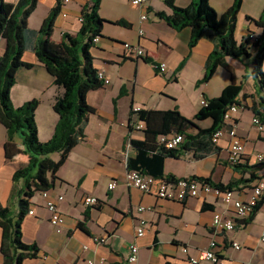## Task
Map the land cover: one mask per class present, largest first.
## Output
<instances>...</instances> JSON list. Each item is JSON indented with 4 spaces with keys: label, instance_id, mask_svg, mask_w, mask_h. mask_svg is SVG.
I'll list each match as a JSON object with an SVG mask.
<instances>
[{
    "label": "crops",
    "instance_id": "crops-1",
    "mask_svg": "<svg viewBox=\"0 0 264 264\" xmlns=\"http://www.w3.org/2000/svg\"><path fill=\"white\" fill-rule=\"evenodd\" d=\"M90 1L38 0L27 27L38 30L49 11L59 4L51 37L52 42L59 43L63 34L75 36L79 32L82 8ZM173 1L180 8L191 2ZM233 1L208 0V3L221 15ZM263 8L264 0H241L234 32L237 44L247 38L253 41L259 34V29L247 22L246 17L258 19ZM157 13L169 15L171 10L162 0H146L139 8L132 6L129 0H101L98 16L106 22L91 55L93 67L102 72L109 83L87 93L86 102L94 113L88 116L83 139L69 152L56 173L53 187L47 191V199L54 201L56 211L63 217L60 233L50 225L46 199L36 193L30 200L29 210L33 214L27 212L22 221V242L35 244L38 256L23 264H99L101 260L106 264H125L130 244L138 248L137 264H187L188 258L208 250L211 241L216 242L226 264H264V244L260 242L264 233V202L252 222L242 225L238 223L243 219L213 193L177 202L160 200L124 186L127 171L124 157L135 154L130 142L144 138L142 130L137 129L135 116L131 117V130L128 129L131 110H177L191 121L185 134L194 136L211 124L209 120L192 121L194 115L205 99L218 97L230 83V75L218 67L206 82L198 84L205 74L206 59L214 48L212 40L202 37L190 48V29L174 30ZM141 15H145L146 20L141 21ZM117 21L128 26L115 25ZM123 44L140 47L150 62L126 57ZM3 49L4 42L0 40V53ZM22 60L32 67L17 71L10 99L15 108L33 99L39 101L34 113L38 140L47 142L58 120L52 104L61 90L53 85L52 78L31 50L23 53ZM226 62L239 84V64L233 59ZM151 63L164 64L165 72L159 73ZM262 70L264 72V62ZM254 101H257L256 90L250 93L243 89L237 98V111L223 124L224 134L214 149L197 158L193 151H183L177 158L164 159L163 177H195L222 185L235 182L238 184L231 191L232 198L247 202L252 188L264 181V124L258 131L251 123L255 117L251 111ZM232 127L244 147L242 163L236 167L227 163L228 130ZM258 155L263 158L261 162L257 160ZM49 157L57 161L59 155ZM26 165L27 156L20 136L8 137L0 124V206L12 212L17 210L16 195L23 189L22 181H13V175ZM112 181H116L117 186L108 190ZM58 196L62 197L60 201L56 199ZM87 197L95 198L97 205L86 206ZM215 214L232 220L235 229L214 234L210 223ZM139 220H144L146 225L143 236L136 238ZM100 238L106 242L95 243L94 239ZM1 240L0 229V244ZM234 243L239 245L238 250L233 247ZM182 248L186 249V254L182 253ZM2 262L0 254V264Z\"/></svg>",
    "mask_w": 264,
    "mask_h": 264
},
{
    "label": "trees",
    "instance_id": "trees-1",
    "mask_svg": "<svg viewBox=\"0 0 264 264\" xmlns=\"http://www.w3.org/2000/svg\"><path fill=\"white\" fill-rule=\"evenodd\" d=\"M38 0H19L16 4L0 0V40L4 49L0 53V124L8 137L20 136L27 156L25 168L17 170L13 181H22L23 189L16 195L17 210L12 212L0 206V229L2 240L0 254L2 264H23L26 260L36 259L38 248L35 244L22 242L21 224L30 208V200L36 193L49 191L57 179L56 173L65 163L69 152L84 137L83 131L88 116L94 110L87 104L86 95L90 91L103 87L93 67L91 49L95 39L101 36L105 20L98 16L101 0H91L81 11V28L75 36L63 34L59 43L51 40L54 20L59 13V4L52 8L38 30L27 27L29 16L36 8ZM171 10L169 15L157 13L165 23L174 30L189 28L191 32L189 47L205 36L214 44L212 52L205 62V74L199 83L206 82L212 71L223 68L230 75V83L225 86L216 98L205 99V104L194 115L192 121L209 120L210 127L201 129L196 135L185 134L191 124L177 110L130 111L128 129L131 130V117L143 125L144 138L140 142H130L134 149V157L127 156L126 170L138 171L159 181L173 183L175 178L163 177L162 164L166 158H177L183 151H193L197 158L214 149L212 135L222 128L223 116L231 105L239 106L237 98L242 87L236 84L233 71L227 59L251 58L253 70L251 75L256 79L257 101L251 107L253 115L260 124H264V8L258 19L246 17V21L259 29L255 40L247 38L237 44L234 39L236 18L241 7V0H234L232 5L218 15L209 5L208 0H191L185 8L177 7L173 0H162ZM115 25L127 27L123 21ZM253 48L254 53H250ZM31 50L38 62L52 78L53 85L61 90L53 101L52 109L58 120L52 137L47 142L38 140V132L34 113L39 105L37 99L14 107L10 99V91L15 85V76L20 68L30 69L32 66L22 60L23 53ZM144 61L150 62L147 58ZM246 98V95H242ZM181 135L180 143L174 149H168L160 143L161 137ZM57 153V161L49 155ZM236 167V166H235ZM254 178V177H252ZM208 184L220 191H232L238 184H214L209 179L190 178ZM264 202V194L252 208L250 214L238 224L247 225Z\"/></svg>",
    "mask_w": 264,
    "mask_h": 264
},
{
    "label": "built area",
    "instance_id": "built-area-1",
    "mask_svg": "<svg viewBox=\"0 0 264 264\" xmlns=\"http://www.w3.org/2000/svg\"><path fill=\"white\" fill-rule=\"evenodd\" d=\"M19 0H12V3L16 4ZM64 1V0H63ZM66 1V0H65ZM146 0H129V3L134 7H141ZM141 21L146 20L145 15H141ZM82 19H80V22ZM142 34V31H139V35ZM98 38L95 39V42ZM255 40V38H253ZM124 54L126 57L131 59H144L146 58V53L138 46L123 44L122 45ZM152 67L159 73L165 72V65L162 63H151ZM97 78L101 81L103 86L108 85L109 80L104 77L102 72H97ZM205 104V103H204ZM138 111L134 109V112ZM237 111L236 105H231L227 108L223 116V121L228 122L231 119V115ZM251 123L257 128L258 131H261V124L258 118L254 117L251 120ZM137 129L142 130L143 125L138 123ZM224 130L223 127L215 131L212 135V143L216 145L219 139L223 136ZM229 143H228V155L227 163L231 167L238 166L242 163L244 155V147L240 139L236 135L234 128L228 130ZM160 143H163L164 146L168 149L176 148L183 141L181 135H174L171 137H161L159 139ZM127 155L124 157L123 162L126 164ZM257 160L261 162L263 160L261 155L257 156ZM117 186L116 181H112L108 184V190H112ZM124 186L127 189H136L144 194H150L155 196L160 200H169L184 202L190 198H196L200 195H206L213 193L222 198V201L229 205L235 215L240 219H245L251 212L252 208L259 201L260 197L264 194V181H259L251 190V195L247 202H241L239 200L232 198V192H220L208 184L199 182L192 179H177L173 183H167L165 181L156 180L150 176L142 175L138 171H126L124 178ZM40 195L45 198V208L50 214V225L56 228V232H61V227L63 224V217L56 211V205L53 200L47 199V192H42ZM58 201L62 197L58 196L56 198ZM84 204L86 206H95L97 205V200L93 197H87L84 199ZM142 210L141 208L138 209ZM33 211L29 210L28 215H32ZM145 221L139 220L138 225L136 226V238H140L144 234ZM235 223L230 219H224L221 215L215 214L210 223V230L214 234H222L226 232H232L235 229ZM97 244H104L105 239H94ZM260 242L264 244V233L260 236ZM233 247L238 250L240 247L238 244L234 243ZM183 254H186V249H181ZM187 264H199L202 261H208L212 264H226V261L222 258L221 252L218 250L217 244L215 241L209 243V249L206 251H201L196 257L188 258ZM138 263V248L135 244H130L128 246V253L125 258V264H137ZM56 264V263H55ZM89 264H92L91 262ZM99 264H106L104 261H100Z\"/></svg>",
    "mask_w": 264,
    "mask_h": 264
},
{
    "label": "rangeland",
    "instance_id": "rangeland-1",
    "mask_svg": "<svg viewBox=\"0 0 264 264\" xmlns=\"http://www.w3.org/2000/svg\"><path fill=\"white\" fill-rule=\"evenodd\" d=\"M9 3H12V0H6ZM251 54L254 53L253 48H250L249 51ZM237 64H239L237 69V80L239 85H241L242 90L253 93L254 89L258 90L256 79L251 75L253 70V64L251 58H241L240 60L233 59ZM51 155H58L57 153ZM49 155V156H51Z\"/></svg>",
    "mask_w": 264,
    "mask_h": 264
}]
</instances>
